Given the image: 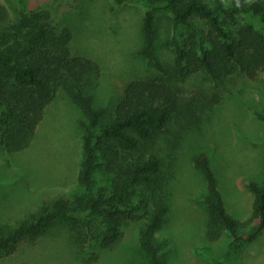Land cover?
<instances>
[{
	"label": "trees",
	"instance_id": "trees-1",
	"mask_svg": "<svg viewBox=\"0 0 264 264\" xmlns=\"http://www.w3.org/2000/svg\"><path fill=\"white\" fill-rule=\"evenodd\" d=\"M121 7L131 0H114ZM142 4L138 55L156 73L123 87L110 110L96 106L93 91L100 75L92 59L71 52L70 29L56 24L51 8L39 4H0V143L8 152L27 148L43 110L62 90L80 110V189L59 198L16 227L0 226V259L20 243H32L57 223L67 229L75 258L92 263L114 249L132 224L146 264H171L168 242L157 236L168 220L173 171H167L157 142L173 124L182 130L201 128L212 98L187 97L174 81L202 72L215 83L235 78L260 80L264 71V0H137ZM165 15L169 36L159 45L170 54L159 57L157 21ZM158 49V50H157ZM264 122V107L254 111ZM205 184V237L231 238L237 251L264 230L262 179L246 184L252 195L250 214L239 223L225 209L222 193L205 151L190 159Z\"/></svg>",
	"mask_w": 264,
	"mask_h": 264
},
{
	"label": "rangeland",
	"instance_id": "rangeland-1",
	"mask_svg": "<svg viewBox=\"0 0 264 264\" xmlns=\"http://www.w3.org/2000/svg\"><path fill=\"white\" fill-rule=\"evenodd\" d=\"M45 3L56 24L70 29L71 52L99 66L93 91L96 106L110 110L129 80L156 76L137 53L141 44V2L131 0L118 8L114 0H0L9 10L12 5L31 8ZM157 25L159 49L169 36L165 15L159 16ZM157 53L163 61L171 58L163 49ZM258 78L264 79V71ZM174 83L182 94L186 92L185 99H210L214 93L220 99L201 128L182 130L176 123L157 142L165 168L173 171L168 220L157 233L168 242L167 258L171 264H264V230L238 251L227 235L214 242L207 240L205 184L190 161L199 151L208 154L226 211L239 223L244 222L252 202L246 184L261 180L264 168V122L253 113L264 107L263 83L242 77L215 83L202 72ZM82 119L71 99L58 90L44 108L27 148L8 152L0 143V226L16 227L55 200L80 191L76 173ZM132 228L130 223L114 249L104 250L92 263H84L75 258L69 246L67 228L57 223L34 242L20 243L0 259V264H146Z\"/></svg>",
	"mask_w": 264,
	"mask_h": 264
}]
</instances>
